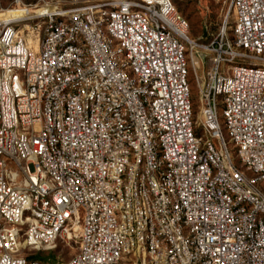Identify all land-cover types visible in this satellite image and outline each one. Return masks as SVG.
<instances>
[{"label": "built area", "instance_id": "2783aa9c", "mask_svg": "<svg viewBox=\"0 0 264 264\" xmlns=\"http://www.w3.org/2000/svg\"><path fill=\"white\" fill-rule=\"evenodd\" d=\"M74 1L0 22V264H264V0L205 39L173 0Z\"/></svg>", "mask_w": 264, "mask_h": 264}, {"label": "rangeland", "instance_id": "374dc122", "mask_svg": "<svg viewBox=\"0 0 264 264\" xmlns=\"http://www.w3.org/2000/svg\"><path fill=\"white\" fill-rule=\"evenodd\" d=\"M74 0H0V13L9 10L15 6L17 2L25 5H34L38 7L48 5L49 7L60 6L62 8H72L76 5L70 2ZM79 5H88L99 2V0H76ZM230 0H173L179 13L188 21L189 36L193 39L209 38L212 36L217 28L221 25L228 11ZM8 16L6 12L2 16ZM28 23V21H23ZM22 35L28 41L32 40L34 36L31 33V26L28 24L25 27H20ZM77 240L63 242L61 240L56 242V247L52 252H40L35 255L37 260H45L51 264H56L59 260L61 262L68 261L77 251ZM129 262L128 264H131Z\"/></svg>", "mask_w": 264, "mask_h": 264}, {"label": "bare ground", "instance_id": "6f19581e", "mask_svg": "<svg viewBox=\"0 0 264 264\" xmlns=\"http://www.w3.org/2000/svg\"><path fill=\"white\" fill-rule=\"evenodd\" d=\"M35 8V7H34ZM33 8V9H34ZM37 8V7H36ZM50 7H48V9H49ZM7 13V14H10V15H8V16H6V15H4V16H2V14H4V13ZM23 11H21V10H5V11H2L1 13H0V22H9V21H14V20H16V19H18V18H21V17H28L29 15H25V13L23 14L22 13ZM29 12H31V11H29ZM38 12V11H37ZM21 14H22V16H21ZM25 26H27V25H25ZM24 26V27H25ZM20 33H21V35H22V32L20 31ZM25 39V38H24ZM26 40V39H25ZM36 41H37V38H36V36H34V38L32 39V40H30V41H28V40H26V42L28 43V44H30V45H35L36 44ZM34 48H36V46H33Z\"/></svg>", "mask_w": 264, "mask_h": 264}]
</instances>
